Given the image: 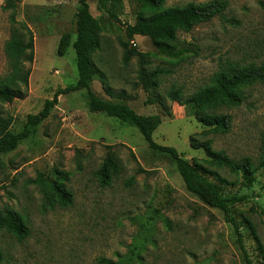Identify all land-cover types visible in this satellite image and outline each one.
Returning <instances> with one entry per match:
<instances>
[{"label":"rangeland","instance_id":"rangeland-1","mask_svg":"<svg viewBox=\"0 0 264 264\" xmlns=\"http://www.w3.org/2000/svg\"><path fill=\"white\" fill-rule=\"evenodd\" d=\"M80 0H22L18 20L28 25L35 38V61L28 95L0 106L12 116V131L23 130L29 115L39 114L59 89L78 81L76 55L71 47L57 55L60 39L72 34ZM226 1L227 9L189 33H178L173 54L158 53L147 37L126 36V25L136 21L137 0H123L120 22L109 19L90 1L93 17L100 19L101 49L93 56L98 74L92 91L105 100L123 93L125 103L138 114H160L162 125L155 142L175 148L188 162L207 160L203 150H194L190 138L205 127L186 114L177 103L166 102L172 116L158 104L146 105L147 94L137 87L138 61L123 62L122 43L151 54L150 70L164 76L159 92L172 87L183 98L211 84L220 67L264 62V0H165V7L188 3ZM0 0V85L19 73L18 64L6 52L10 39L8 13ZM86 90L59 97L50 116L2 157L0 164V209L10 208L23 217L29 236L19 241L0 231V249L6 264H246L232 224L224 214L204 205L190 194L174 163L152 152L135 127L91 113ZM240 107L222 108L232 117L226 135L211 136L214 149L240 160H256L264 136V85L244 90ZM115 156L122 172L112 185L103 187L95 172L108 156ZM207 166V165H205ZM69 174L65 183L73 194L67 208L45 205L40 175L47 181L54 172ZM209 179L225 194L244 195L231 209V217L243 235L251 264H264V169L254 178L234 175L227 169L210 168Z\"/></svg>","mask_w":264,"mask_h":264},{"label":"trees","instance_id":"trees-1","mask_svg":"<svg viewBox=\"0 0 264 264\" xmlns=\"http://www.w3.org/2000/svg\"><path fill=\"white\" fill-rule=\"evenodd\" d=\"M90 1H97L101 12H105L109 19L120 22V15L124 9L123 0L79 1L75 40L73 41L72 34H67L60 39L57 48L59 57L66 56L71 47L74 49L78 81L73 86L57 90L53 99L46 101L44 109L39 114L28 116L27 123L20 132L12 131L13 117H4L0 112V164L4 155L15 151L20 143L28 139L37 126L50 116L52 109L58 105L60 96L86 90V103L91 113H103L138 129L152 152L163 155L174 163L190 194L204 205L224 214L225 220L235 229L246 264H251L243 246V235L231 217L232 207L242 202L245 196L222 193L207 175L212 174L210 168H216L227 169L234 175L242 174L245 178L252 179L264 169V136L256 160L250 157L236 160L224 151H217L214 149V140L211 138V136L226 135L232 128V117L220 114L218 110L240 107L245 100V89L258 84L264 85V62L261 65L248 66L228 63L220 67L211 84L197 89L187 98H183V90L176 87H172L163 96L159 92L161 81L171 72L160 68L150 70L151 54L139 52L129 43H122L124 64L128 65L133 58L138 61L137 87H141L148 96L145 104H158L167 116L171 117L172 113L166 107V102L177 103L185 108L189 117H194L205 127L202 132L190 138V146L194 150H203L208 159H195L192 163L188 162L175 148L161 146L155 142L153 135L163 122L160 114L148 116L138 114L125 103L124 100L127 97L123 93L114 95L109 92L112 98L119 100L111 101L99 97L92 91V84L98 74L93 56L101 49L100 37L103 26L100 19L92 16ZM21 2L22 0H5L2 6V10L8 13L10 24V39L6 52L17 62L19 73L8 83L0 85V106L11 104L16 99H24L29 91V80L35 61V38L33 30L18 20ZM137 2L136 21L134 24L126 25V36L130 39L136 36L147 37L157 48L158 53L165 55L173 54L178 33H189L194 27L210 22L215 16L221 15L228 7L226 1H213L202 5L188 3L182 7H165V0H137ZM121 172L119 160L110 155L95 172V177L101 186L109 187ZM54 175L53 181H47L40 175L39 182L42 185L45 205L50 208L55 206L67 208L74 201L73 194L65 184L69 180V174L56 170ZM0 231L8 233L19 241L29 236L26 221L10 208L0 209ZM0 264H6L1 249Z\"/></svg>","mask_w":264,"mask_h":264}]
</instances>
